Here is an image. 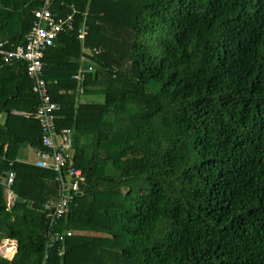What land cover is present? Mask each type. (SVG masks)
I'll use <instances>...</instances> for the list:
<instances>
[{"label":"trees","instance_id":"1","mask_svg":"<svg viewBox=\"0 0 264 264\" xmlns=\"http://www.w3.org/2000/svg\"><path fill=\"white\" fill-rule=\"evenodd\" d=\"M64 0L51 10L64 15ZM82 43L62 31L42 57L57 128L72 132L70 165L85 175L47 245L43 204L59 194L52 169L15 159L32 135L0 125V180L15 172L11 208L0 184V264H264V0H65ZM41 0H0V41L25 42ZM89 55L79 102L72 74ZM38 98L24 64L0 59V108L32 113ZM9 116V115H8ZM8 120V119H7ZM8 148L3 149L5 145Z\"/></svg>","mask_w":264,"mask_h":264},{"label":"built area","instance_id":"2","mask_svg":"<svg viewBox=\"0 0 264 264\" xmlns=\"http://www.w3.org/2000/svg\"><path fill=\"white\" fill-rule=\"evenodd\" d=\"M53 0H41L38 7L33 10V23L25 35V42L11 49L5 47L6 42L0 41V59L5 65L15 62L24 64L25 73L31 81V90L38 98V104L32 113L25 112L26 117L32 116L38 123L41 131V143L46 148L44 151L36 150L34 164L37 167L52 169L59 183V194L54 200L43 204V211L48 226L47 245L53 242L63 243L72 235V231L55 230L56 221L63 216L70 202L79 194L85 183V175L78 166L70 165L72 158V132L70 128H57V110L59 104L52 101L48 91V83L43 75L42 57L44 51L54 44L57 35L62 31H75L77 38L83 43L87 34L88 25L86 13L83 14L79 26H75L76 15L79 13L74 3L62 1L69 7V12L64 15L54 14L51 10ZM100 48H82L85 64L72 74L71 78L76 83L75 91L78 95L84 93L87 73L93 70V63L89 55L99 53ZM15 178V172L9 170L0 184L10 189Z\"/></svg>","mask_w":264,"mask_h":264},{"label":"crops","instance_id":"3","mask_svg":"<svg viewBox=\"0 0 264 264\" xmlns=\"http://www.w3.org/2000/svg\"><path fill=\"white\" fill-rule=\"evenodd\" d=\"M84 59H85V56H83L82 54L80 57L81 65L85 64ZM86 94L87 92L84 93V95ZM94 96L90 95L88 96L86 100H81L79 97V102H102L103 101V99L102 101L96 100L95 99L96 97ZM24 113L25 112H22L16 109H11V110H8L7 108L3 109V106H2L0 108V125L4 126L7 124V126L9 127L8 130L12 133H19L22 136H30L32 135V129L28 125H25L23 122L19 120V117L26 118ZM7 148H8V145L6 144L3 147L4 151ZM28 148L29 147L27 145H19L11 152L15 156V159L18 161L34 163V160L36 158V154H35L36 150L32 147L30 148V150ZM4 199H5L7 208H11L15 202L16 195L11 189L4 188ZM17 245L18 244L15 239H9V238L1 239L0 240V258L11 260L17 252Z\"/></svg>","mask_w":264,"mask_h":264},{"label":"rangeland","instance_id":"4","mask_svg":"<svg viewBox=\"0 0 264 264\" xmlns=\"http://www.w3.org/2000/svg\"><path fill=\"white\" fill-rule=\"evenodd\" d=\"M84 93H85V92H84ZM84 93H82V94L79 95V97H80L81 100H86V99L88 98V96H90V95H92V96L95 95V96H94V97H96L95 99H96V100H100V101H102V99L104 98L103 93H102L101 91L87 92L86 95H84ZM94 93H95V94H94ZM94 97H93V98H94ZM28 147H29L28 149L30 150L31 147H30V146H28ZM72 232H73V231H72Z\"/></svg>","mask_w":264,"mask_h":264}]
</instances>
